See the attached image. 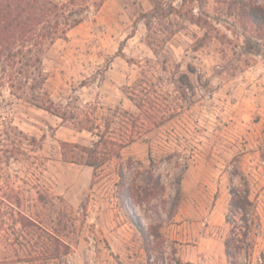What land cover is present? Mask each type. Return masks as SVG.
Segmentation results:
<instances>
[{
    "label": "rangeland",
    "instance_id": "rangeland-1",
    "mask_svg": "<svg viewBox=\"0 0 264 264\" xmlns=\"http://www.w3.org/2000/svg\"><path fill=\"white\" fill-rule=\"evenodd\" d=\"M83 4L82 21L42 55L43 89L86 112L119 107L116 131L127 111L133 140L94 178L91 167L64 161L60 141L96 137L35 106L31 79L12 87L0 59V264H264V38L228 19L195 48L203 29L185 17L155 19L147 30L151 0ZM221 6L198 0L182 11L213 16ZM119 180L143 227L158 225L150 257L120 206ZM244 182L258 225L252 248L227 259L229 189ZM22 215L31 220L24 227ZM51 231L69 243L67 255L50 258Z\"/></svg>",
    "mask_w": 264,
    "mask_h": 264
},
{
    "label": "trees",
    "instance_id": "trees-1",
    "mask_svg": "<svg viewBox=\"0 0 264 264\" xmlns=\"http://www.w3.org/2000/svg\"><path fill=\"white\" fill-rule=\"evenodd\" d=\"M102 1L93 0V4L98 6ZM151 1L153 2L152 8L142 15L147 30H150L155 19L161 20L171 14L185 17L203 29V34L195 39V48L203 46L211 38L220 34L214 22H227L228 19L244 29L249 28L258 39L264 38V0L263 2L259 0H215L222 6L213 16L203 12L195 14L191 8L188 12L187 10L182 11L186 6H192L198 0H181L177 6L172 2L165 4L164 0ZM83 2L84 0H67L63 3L53 0H0V59L10 67L8 78L12 87L17 83L21 85L22 81L27 84L28 78L31 79L27 87L31 94L30 100L35 106L59 117L62 123L72 125L77 131L86 130L96 137L90 145L60 141L62 159L66 162L91 167L94 178L98 176L105 163L112 159H120L121 150L133 140V136L127 133V111H123L124 119L120 122L121 130L116 131L111 124L119 118V107L107 108L109 112L105 115L104 113L95 114L93 111L86 112L79 106L71 107L68 103L64 105L55 103L43 89L46 74L42 67V55L57 39L65 38L67 31L82 21ZM154 40H156L155 37L147 41L150 47L155 44ZM16 44L19 47L13 50ZM20 76H23V79ZM18 88L21 87L18 86ZM130 99L134 101L133 97ZM144 101L141 98V101L134 102L141 109ZM159 123V120H153L154 126ZM155 184H159L157 178H155ZM118 185H120L118 190L120 206L125 210L131 223L139 230L143 248L150 257L155 246H159L162 240L158 225L151 224L147 229L144 228L132 211L129 191L122 189L120 180L116 183V186ZM243 185L244 188L232 185L229 189L230 199L225 221L231 227L229 236L224 240V253L227 259L235 258L242 249L248 251L252 248L253 235L258 225L257 213L249 197L248 184L244 182ZM180 198L181 189L178 183L171 201L170 213L174 212ZM241 221L243 225L240 224ZM30 222L28 216H21L20 224L23 227ZM49 236L52 243L50 258L56 259L69 253L68 242L61 240L54 231L49 232ZM159 256V259L163 260L162 254Z\"/></svg>",
    "mask_w": 264,
    "mask_h": 264
}]
</instances>
